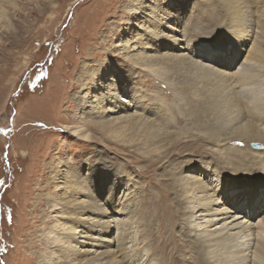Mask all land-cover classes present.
I'll return each instance as SVG.
<instances>
[{"label":"rangeland","instance_id":"374dc122","mask_svg":"<svg viewBox=\"0 0 264 264\" xmlns=\"http://www.w3.org/2000/svg\"><path fill=\"white\" fill-rule=\"evenodd\" d=\"M159 6L172 13L164 29L185 49L158 47ZM222 28L235 40L216 35ZM136 35L146 37L131 51L140 62L120 51ZM218 39L253 54L264 88V0H18L0 19V264L63 262L62 232L86 228L77 214L108 221L109 250L126 237V263L111 264H206L182 225L188 182L180 177H199L204 166L205 180L233 182L264 163V97L249 116L232 107L239 95L193 56ZM132 97L137 104L124 106ZM139 124L151 140L154 127L173 136L145 144Z\"/></svg>","mask_w":264,"mask_h":264},{"label":"bare ground","instance_id":"6f19581e","mask_svg":"<svg viewBox=\"0 0 264 264\" xmlns=\"http://www.w3.org/2000/svg\"><path fill=\"white\" fill-rule=\"evenodd\" d=\"M17 2L18 0H0V19H8L10 11L15 8ZM157 11L162 17V23L159 25V29L157 28L155 31V34L165 39L161 42V46L158 47L162 48L165 47V44L172 43L175 45V49L170 48L166 52L169 50L175 52L185 49V44L181 43L183 39H180L179 42V38L176 39L172 31L170 32L164 29V18H169L172 13H167L162 6H159ZM169 27L170 26H168V29L171 28ZM248 30L251 31V29ZM250 31H245L239 35L243 40V46H246L250 42ZM237 34H239V32H237ZM145 38V36L136 35L134 42L132 38L122 40V50L120 51H122L123 54L124 50H127L125 55L128 56V59H131L133 62H140L142 57L135 56L137 54H132L131 51L134 47L142 45V41ZM225 42L228 44L230 43L229 41ZM221 43H224L221 39H218L217 42L215 41V44ZM231 48L236 51L233 44H231ZM200 53L202 52H199V54L193 52V56L202 58ZM241 53H243V50H241ZM241 53L237 51L234 52L228 59H223L222 64L218 63L219 60H216L214 63L211 62L213 66H210V68L214 70L216 74L213 78L214 81L221 79L219 82L221 84L220 87L224 89V91L226 90L225 93L231 90L235 93L234 95H239V97L237 96L238 101L235 102L231 101L232 93H228V99L232 102L231 106L237 107V104L240 103V106H244L243 109L241 108V111H244L249 116L251 112H253V105L259 104V100L264 97V88L258 82L259 77L254 73V70L257 69V64L253 58V54L244 56V53L240 55ZM183 56L186 57L185 54L179 55V57ZM167 57L166 55L164 56L165 59ZM164 58L158 56L156 62L159 63L165 60ZM189 58L191 57L189 56ZM202 60L205 59L202 58ZM192 61H194V59H192ZM198 61L202 62L201 60ZM218 64L220 66H218ZM109 65L116 68L113 63ZM103 66H105L104 70L106 72L107 68L108 71H110L107 64H103ZM101 96H103V94ZM102 98L99 96L96 100L99 101L101 99L100 103L102 104L104 102ZM120 101L126 102L122 98ZM127 102L128 103H123L124 106L128 105L131 107L137 104L133 97ZM90 104L89 102V105ZM102 108L103 111L109 110L108 108L106 110L104 105H102ZM262 118L264 123V117ZM144 125L149 128V124ZM154 128H156V130H154L156 136L153 134L152 140L150 139L151 132L149 129L145 130L142 129L141 126H135L134 130L141 132V134L144 132L143 136L147 138L145 139L146 141L143 140V142L150 145L162 142L164 138L167 139L171 134L169 133L167 135L166 133L164 135L158 127ZM74 132L80 134V132L76 130ZM85 135L87 137V134ZM217 141L219 142L216 143V148L214 150L219 154L222 150L219 145L223 144H220L222 140ZM196 169L199 170V173L200 171L202 173L199 177L192 176L186 179L185 176H181L180 179L188 182L184 188L188 200L186 216L183 217L182 225L184 226V230L189 233L191 241L198 245L196 249L203 252V255L200 253L197 259L202 263L205 260L206 264H264V211H260L262 208L264 209V207H261L257 211V208L264 202V197L255 195L252 199L238 201L231 196L226 197L225 195L236 189H245L256 194L264 193V163L262 162L256 167V174L243 171L239 179H231L233 182L226 176H217L215 179L205 180L204 178L208 176L206 174V167L196 166ZM109 175L110 171L106 166L99 168L100 180H106ZM101 192H103V190H101ZM74 197V195H71L70 199L68 196L65 198L71 201V205L69 206L72 207V210L75 209L73 207ZM72 210H70V212ZM255 215H257V221L254 219ZM72 216L73 215H67L66 217ZM81 221L86 226L84 230L77 232L74 227L72 232H62L64 234L62 238L65 240H61L62 243L58 248L63 250L61 252V257H63L64 261H48L47 264H73L75 259L79 256L85 259L81 264H111L115 257H121L126 263V256H128L127 252L129 248L126 237H119L120 234H118L114 240L116 249L109 250L107 244H109L111 240L105 236L109 233L105 230L108 221L104 218H97L96 216L77 214L76 223ZM167 240L171 241L168 238ZM105 242H107V244ZM167 243L166 241V244ZM111 252H114L116 255L113 257L110 255L112 254Z\"/></svg>","mask_w":264,"mask_h":264},{"label":"snow or ice","instance_id":"6c2138e0","mask_svg":"<svg viewBox=\"0 0 264 264\" xmlns=\"http://www.w3.org/2000/svg\"><path fill=\"white\" fill-rule=\"evenodd\" d=\"M221 34H227L229 37H231L233 41L236 38L234 33L230 32L228 28L219 29L218 32L216 33V35H221ZM208 43H209V47L206 48L202 53H200V56L203 59L208 60L209 62L214 63L218 59H228L233 54L227 42L221 44H215L209 41ZM225 195L226 197L231 196L232 198H235L238 201L252 199L255 195H260L264 197V193L256 194L245 189H236L232 192L226 193Z\"/></svg>","mask_w":264,"mask_h":264}]
</instances>
